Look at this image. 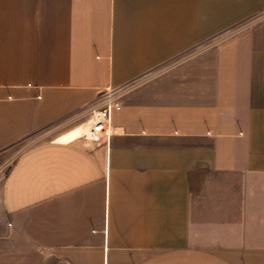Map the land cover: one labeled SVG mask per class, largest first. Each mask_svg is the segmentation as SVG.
<instances>
[{
    "label": "crops",
    "instance_id": "obj_1",
    "mask_svg": "<svg viewBox=\"0 0 264 264\" xmlns=\"http://www.w3.org/2000/svg\"><path fill=\"white\" fill-rule=\"evenodd\" d=\"M0 264H264V0H0Z\"/></svg>",
    "mask_w": 264,
    "mask_h": 264
},
{
    "label": "built area",
    "instance_id": "obj_2",
    "mask_svg": "<svg viewBox=\"0 0 264 264\" xmlns=\"http://www.w3.org/2000/svg\"><path fill=\"white\" fill-rule=\"evenodd\" d=\"M101 104L93 109L88 121L89 132L83 137L97 143H109L113 134L112 113L122 108L114 91H107L100 97Z\"/></svg>",
    "mask_w": 264,
    "mask_h": 264
},
{
    "label": "bare ground",
    "instance_id": "obj_3",
    "mask_svg": "<svg viewBox=\"0 0 264 264\" xmlns=\"http://www.w3.org/2000/svg\"><path fill=\"white\" fill-rule=\"evenodd\" d=\"M88 132H89V125L84 127H78L63 135L60 140L63 142H69L73 140L75 137L83 135L84 133L86 134Z\"/></svg>",
    "mask_w": 264,
    "mask_h": 264
},
{
    "label": "rangeland",
    "instance_id": "obj_4",
    "mask_svg": "<svg viewBox=\"0 0 264 264\" xmlns=\"http://www.w3.org/2000/svg\"><path fill=\"white\" fill-rule=\"evenodd\" d=\"M103 143V142H102ZM102 143H100V144H102Z\"/></svg>",
    "mask_w": 264,
    "mask_h": 264
}]
</instances>
